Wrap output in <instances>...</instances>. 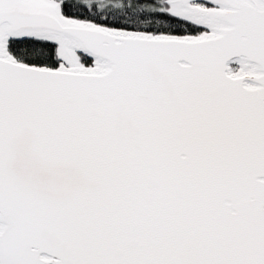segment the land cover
Here are the masks:
<instances>
[{"label": "snow or ice", "instance_id": "obj_1", "mask_svg": "<svg viewBox=\"0 0 264 264\" xmlns=\"http://www.w3.org/2000/svg\"><path fill=\"white\" fill-rule=\"evenodd\" d=\"M0 264H264V0H0Z\"/></svg>", "mask_w": 264, "mask_h": 264}]
</instances>
